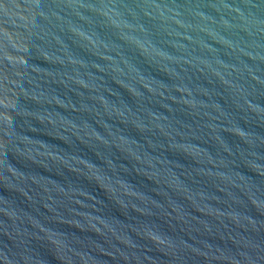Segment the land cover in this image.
<instances>
[{
	"label": "water",
	"instance_id": "obj_1",
	"mask_svg": "<svg viewBox=\"0 0 264 264\" xmlns=\"http://www.w3.org/2000/svg\"><path fill=\"white\" fill-rule=\"evenodd\" d=\"M0 264H264V0H0Z\"/></svg>",
	"mask_w": 264,
	"mask_h": 264
}]
</instances>
